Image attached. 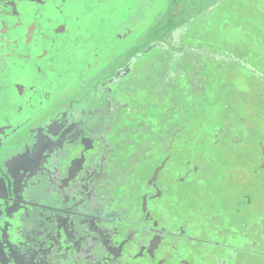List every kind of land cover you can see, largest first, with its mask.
Returning <instances> with one entry per match:
<instances>
[{"label": "flooded vegetation", "instance_id": "af4514ba", "mask_svg": "<svg viewBox=\"0 0 264 264\" xmlns=\"http://www.w3.org/2000/svg\"><path fill=\"white\" fill-rule=\"evenodd\" d=\"M238 1L0 0V264H264Z\"/></svg>", "mask_w": 264, "mask_h": 264}, {"label": "rangeland", "instance_id": "374dc122", "mask_svg": "<svg viewBox=\"0 0 264 264\" xmlns=\"http://www.w3.org/2000/svg\"><path fill=\"white\" fill-rule=\"evenodd\" d=\"M238 2L234 21L231 20L227 24L228 19L226 18L214 25L213 32L218 35L215 49L224 52L229 60L241 57L248 65L258 66L264 72V0H241ZM215 65H223L232 69L237 64L215 62ZM236 71L237 73L230 77L231 83L227 84L236 90H242V115L245 116H242L245 120L242 125V133L245 134L243 145L246 147L244 154L247 162H253L255 157L248 152L255 148L256 142L253 137L258 136L264 140V110H262L264 100H256L257 92L264 94V89H260L261 86L257 84L258 81L250 69L242 67ZM255 86L260 90L255 91ZM247 176L252 177L250 173Z\"/></svg>", "mask_w": 264, "mask_h": 264}]
</instances>
